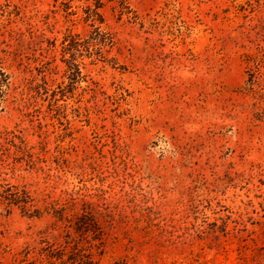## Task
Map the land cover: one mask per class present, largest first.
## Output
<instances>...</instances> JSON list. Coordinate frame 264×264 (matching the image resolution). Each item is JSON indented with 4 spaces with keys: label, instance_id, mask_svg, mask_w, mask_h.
I'll list each match as a JSON object with an SVG mask.
<instances>
[{
    "label": "rangeland",
    "instance_id": "1",
    "mask_svg": "<svg viewBox=\"0 0 264 264\" xmlns=\"http://www.w3.org/2000/svg\"><path fill=\"white\" fill-rule=\"evenodd\" d=\"M97 1L0 0V190L43 211L0 197V264L47 242L97 264H264V0H99L87 17ZM65 32L92 55L55 101L39 89L67 82ZM51 204L90 210L101 242Z\"/></svg>",
    "mask_w": 264,
    "mask_h": 264
},
{
    "label": "trees",
    "instance_id": "2",
    "mask_svg": "<svg viewBox=\"0 0 264 264\" xmlns=\"http://www.w3.org/2000/svg\"><path fill=\"white\" fill-rule=\"evenodd\" d=\"M102 6V2L99 0L95 3L93 8H90L89 15L87 17L93 15H99L98 8ZM16 15L18 13L16 12ZM99 37H101V31L98 27L94 30ZM105 41L104 36L100 42ZM99 42V43H100ZM86 44V45H85ZM61 45V54L62 60L66 65L65 69V77L67 79L66 84L60 83L56 86V88L51 89L48 88L46 85L41 86L39 92H52L51 98L57 101L55 98L56 93L60 92V96L65 97L66 92H74L79 84L85 79V76L82 72L80 62L78 61V57L82 55L81 47H83L87 53L86 55L91 56L92 53L89 51L91 49V41L87 40H80L78 36L72 34L70 32H65L63 34L62 40L60 42ZM45 51H41L40 55L45 56ZM259 54H255L253 59L256 58ZM250 57L247 58L249 61ZM252 59V58H251ZM42 61V59H41ZM9 74L6 73L0 67V92H3L1 86L8 83ZM44 79V76H43ZM250 80V79H249ZM248 81V80H247ZM45 84V82H44ZM41 90V91H40ZM254 117L257 120H263L264 117L261 116L258 112L254 113ZM22 143V142H21ZM17 151L23 155H30L28 149L25 146L17 147ZM0 197L3 200H6L7 205H15L20 207L21 211L28 214L31 217H39L43 212L39 208H33L30 211L31 201L32 198L27 190L25 189H18L17 187L10 185L6 188H1L0 190ZM30 205V206H28ZM47 209V213H51L57 220H66L68 224L66 226L69 230H72L73 233L77 234L80 237L90 236L93 241L100 240L102 238V230L99 226L95 215L90 210H82L80 213H77L74 218L68 219L65 214L64 207H58L51 204L50 211ZM45 209V210H46ZM68 230V231H69ZM70 232H68V235ZM67 236V234H66ZM46 246H42L38 249V256H39V263L37 264H97L89 253L81 252L77 246L70 247L68 251L65 248H58L53 247V244L47 242ZM22 264H34L33 261L23 260Z\"/></svg>",
    "mask_w": 264,
    "mask_h": 264
}]
</instances>
